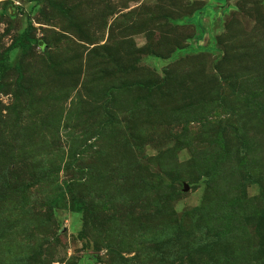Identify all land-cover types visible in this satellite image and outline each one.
<instances>
[{"label":"rangeland","instance_id":"obj_1","mask_svg":"<svg viewBox=\"0 0 264 264\" xmlns=\"http://www.w3.org/2000/svg\"><path fill=\"white\" fill-rule=\"evenodd\" d=\"M0 68V264H264V0H0Z\"/></svg>","mask_w":264,"mask_h":264},{"label":"trees","instance_id":"obj_2","mask_svg":"<svg viewBox=\"0 0 264 264\" xmlns=\"http://www.w3.org/2000/svg\"><path fill=\"white\" fill-rule=\"evenodd\" d=\"M226 2H228V0H226ZM224 8H227V7H224ZM228 9H229V8H228ZM228 9H227V10H228ZM26 36H28L27 32H26L23 36H21V37L18 39V41L15 43L14 46H21V47L25 48V47H26V44H25L24 39H25ZM26 39H29V38H26ZM29 41L32 43V40L29 39ZM0 77H1V68H0ZM0 88H1V83H0ZM72 211H73L74 213L82 214V213L85 212L84 205L81 204L80 202H75V203L73 204Z\"/></svg>","mask_w":264,"mask_h":264}]
</instances>
